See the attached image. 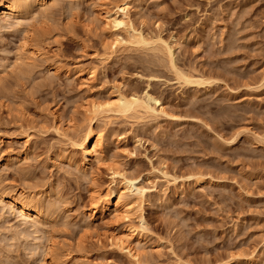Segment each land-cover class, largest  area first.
Wrapping results in <instances>:
<instances>
[{
    "label": "rangeland",
    "instance_id": "374dc122",
    "mask_svg": "<svg viewBox=\"0 0 264 264\" xmlns=\"http://www.w3.org/2000/svg\"><path fill=\"white\" fill-rule=\"evenodd\" d=\"M21 1L0 12V264H136L119 235L141 264H264V0H123L148 44L106 22L122 0ZM117 93L143 106L97 115L88 162L75 142ZM115 171L143 223L90 217Z\"/></svg>",
    "mask_w": 264,
    "mask_h": 264
},
{
    "label": "bare ground",
    "instance_id": "6f19581e",
    "mask_svg": "<svg viewBox=\"0 0 264 264\" xmlns=\"http://www.w3.org/2000/svg\"><path fill=\"white\" fill-rule=\"evenodd\" d=\"M50 1L51 0H37V5L39 6V8H41V12L42 11L44 12V10H46L45 7ZM129 6L130 5L128 4L127 1L122 0L120 2L115 3L111 9L104 7L102 9L104 18L106 22L112 25L113 27L117 29L126 30L128 33V37H127L128 42L134 44L137 43L148 44L149 41L145 39L140 33H138L137 30L134 28L129 15L130 13ZM23 10H24V5L21 0H0V12L6 16L17 18L21 13L23 14ZM169 54H172L171 49H169ZM171 60L173 61V57L171 58ZM147 97L148 100L154 102L155 104L159 103V100L157 98H154L152 96H147ZM147 105L146 104L144 105L146 110H154L152 107ZM104 106L106 107L103 108ZM142 106H143L142 100H140V97H138L136 93H132L128 96L122 93H117L114 99L112 98L111 100L106 101L104 105L103 103H97L93 105L94 108L93 107H92L93 109L91 108L93 113L91 112L90 109L93 118L91 117L90 119L91 121H89L85 133L79 136L77 139L78 141L75 142L76 146L82 150L85 160L89 162L92 159H94L99 153H102L101 152L102 136L95 129L96 128L95 122L97 115L99 116V114L103 111L104 112L114 111L115 113H119V114L122 113L124 115L125 113L132 112L134 109H137V107H142ZM99 155L101 156V154ZM99 155L97 158L101 159L102 157H99ZM114 174L120 177L119 184H117L114 189H111L104 198L101 197L100 195L94 197L93 200L94 205H93V209L91 210L92 213L90 214V217L93 219L94 217H97L99 213L102 214L104 212H107L108 210L109 211L112 210L113 208L117 212L116 215L117 218L119 217V219L132 221L134 220L133 218L135 216L136 219H138L141 223H143L144 219L142 213H135V212L138 210L137 207H140V205L144 202L145 199L144 189H141L137 186L136 178L127 177L118 171L117 172L115 171ZM203 179H204L203 177L198 178L196 183L198 185L203 183L204 182ZM126 196H128L129 198L123 199ZM10 198H11L10 204L13 205L14 209H17L21 213V215L25 218L34 216L40 219L45 214L43 207L41 205L33 203L31 200H29V198L19 199L11 196ZM128 231L132 236L133 235L139 236L140 234L139 233L140 230L138 232L137 225L135 226L129 225ZM122 236L123 238L120 235L119 237L118 236L115 237V239L113 240L114 243L117 245L119 244V246H122L120 250L121 249H123L124 251L126 250L127 255L129 254L131 258H134L136 260L135 261L136 264H141V260H139L140 258L139 254L138 252L136 253L137 249L135 246H137V244L135 246L132 245V243H128V244L126 243L127 245L124 244V242H127V240L124 241L125 235ZM136 240H137L136 242H139V238H136ZM48 250L47 253H49ZM50 254L52 255V253ZM50 254L48 255L50 256ZM46 258L47 257H45L44 259L47 260ZM44 259L43 261L45 262ZM43 264H46V262Z\"/></svg>",
    "mask_w": 264,
    "mask_h": 264
}]
</instances>
